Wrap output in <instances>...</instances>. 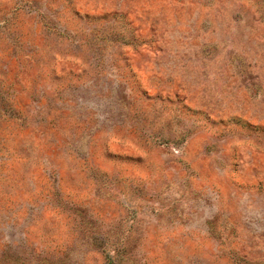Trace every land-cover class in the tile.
Instances as JSON below:
<instances>
[{
	"label": "rangeland",
	"instance_id": "obj_1",
	"mask_svg": "<svg viewBox=\"0 0 264 264\" xmlns=\"http://www.w3.org/2000/svg\"><path fill=\"white\" fill-rule=\"evenodd\" d=\"M0 264H264V0H0Z\"/></svg>",
	"mask_w": 264,
	"mask_h": 264
}]
</instances>
